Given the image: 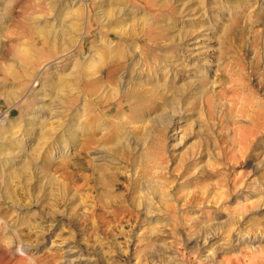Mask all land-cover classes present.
Wrapping results in <instances>:
<instances>
[{
    "label": "rangeland",
    "instance_id": "374dc122",
    "mask_svg": "<svg viewBox=\"0 0 264 264\" xmlns=\"http://www.w3.org/2000/svg\"><path fill=\"white\" fill-rule=\"evenodd\" d=\"M101 1L0 0V119L9 113L7 123L0 125V210L13 215L6 219L7 225H2L4 234L12 236V240L9 242L5 236L0 244L3 248L27 246L30 256L36 255L35 264H264V241L259 243L264 201L258 202L264 198V0H219V4L218 0H185L190 12L179 15L178 26L163 30L159 37L160 41L164 36L174 43L178 29L197 30L194 35L201 42L195 45L199 49L193 52L194 59L181 58L182 52L171 48L165 38L161 45L169 47L154 49L149 40L152 31L140 33L138 26L128 31L131 21L144 13L155 21L169 16L170 6L174 10L180 8L178 0H167L168 6L161 11H156V3L149 5L147 0H108L124 3L131 12L122 18L113 17L112 24L104 21V12H111L113 4ZM100 10L104 12L101 14ZM54 18L69 30V37L74 33L75 41L69 45L67 40L62 47L58 43L56 50H48L47 55L40 36L29 29L40 30V25L49 29ZM123 19H127V27L122 29L119 25ZM120 29L132 33L127 43L124 35L118 34ZM101 38L136 50L130 53L137 58V72L144 54L158 53L162 61L157 80L149 83L158 86V100L146 109L143 122L122 127L132 163L123 168L117 154L104 148V155L88 151L90 162L81 170H62L57 166L58 154L52 151L49 156L53 160L44 162L40 154L38 164L31 170L30 159L42 152L45 142L56 140L61 133L67 139L63 133L67 127L75 130L77 123L70 127L69 115L75 108L83 107L84 101L78 85L69 86L67 77L73 78L85 66L87 57L96 60L104 56V50L92 48ZM35 48L40 49L39 53ZM183 65L189 67L182 69ZM202 80L207 81L203 87ZM185 82H192L190 92L174 114L164 102L179 98L180 93L166 91L165 85L179 87ZM212 86H216L215 91ZM67 92L73 100V104L68 101L69 109L65 105ZM89 106L114 118L128 112L130 103L124 95H117L104 106L98 107L93 101ZM53 107L62 114L52 118ZM170 118L175 123L167 127ZM77 134L74 139L68 137L71 143L62 150L64 155L74 152L81 139ZM247 138L248 151L241 155L239 149L246 145ZM100 148L97 146L96 150ZM98 166L113 173L114 186L109 182V190L122 195L130 215H122L118 222L103 221L99 220L103 211L96 208L90 219L80 221L73 212L84 213L96 196L92 192L87 198L84 191L62 192V204L54 216L48 211L40 212L37 201L46 198L53 202L62 186L58 184L71 180L70 171L75 170L80 178L89 177V187L94 177L102 174L95 171ZM19 175L21 181L16 179ZM81 185L79 179L76 186ZM232 186H236L234 190ZM25 190L29 195L18 205L14 198ZM10 192L13 201L6 197ZM190 196L203 199L189 203ZM132 198L138 204H131ZM256 202L255 208L244 211ZM172 212L182 215L177 223L170 218ZM31 215L36 233H15V227ZM106 225L113 228L107 234L102 233Z\"/></svg>",
    "mask_w": 264,
    "mask_h": 264
},
{
    "label": "bare ground",
    "instance_id": "6f19581e",
    "mask_svg": "<svg viewBox=\"0 0 264 264\" xmlns=\"http://www.w3.org/2000/svg\"><path fill=\"white\" fill-rule=\"evenodd\" d=\"M112 1L115 2L114 0H112ZM197 1L198 0H196V2ZM81 2L83 3V0H81ZM101 2L108 3L109 5L113 4L111 12H104V11L100 10L101 14L103 12L106 13L107 19L104 21H107V24L113 23V21H112L113 17L122 18V16L131 15V12L128 9H126L127 6L124 7V5H123L124 3H120V1L116 2V3H113V2L109 3L108 0H102ZM146 2L147 3L149 2V5H151V4L154 5L156 3L157 4V10L156 11L164 10L163 7L168 6L167 0H163V1L161 0L160 3H158L157 0H147ZM97 3H98V1H97ZM219 3H220V1L218 0V4ZM176 4H178V7H180L179 9L174 10V8L169 5L170 6L169 12H168L169 16L159 17V19L157 21L152 20L151 16L149 17V15L147 13L140 15V17H138V18L135 17V19L133 21H131V23L129 25V26H131L130 27L131 31L130 30H128V31L132 32L133 26H138L141 29L140 33H143L144 31H148V30L152 31L153 37H151L149 39L152 42V47H154V49L156 48L158 50H159V48H158L159 46H161L160 49H163V50L167 49L169 47L168 44L161 45L162 43H164L163 41H164L165 37L163 36V40L160 41V37H159L160 33L163 30L176 28L178 26L177 20H176L177 17L179 15H184V14L186 15L190 12L188 10L190 8V6L188 5V7H186L187 2H185V0H178L176 2ZM105 5H107V4H105ZM120 5H121V7H120ZM114 6H117L119 8L116 9V8H114ZM158 6L160 9H158ZM148 11L151 12L150 10H148ZM162 12H164V11H162ZM106 16H104V17H106ZM101 18H103V17H101ZM125 20H127V19H123L120 22L119 26L122 29L125 26L127 27ZM239 20H240V18H239ZM53 22L54 23H51L49 29H47V28H45V26H41V25L39 27L40 30L36 29L37 30L36 31L33 28L29 29L30 33H32V34L37 33V35L40 36V39L42 42L41 44L47 50V55H50L48 50H50V52H54L56 50V44L58 45V43H59L60 46L61 45L63 46V44L68 40L69 45H71L75 41L74 40V36H75L74 33H72L73 34V36L71 35L72 37H69V35H70L68 32L69 30L65 27L64 24H60L57 21V18H54ZM235 23H238V21L236 20ZM186 25H188V24H186ZM87 29H88V23H86L85 31ZM122 29L119 30L118 34L124 35V37H123L124 41H125V43H127L128 37L132 33H124L125 29L124 30H122ZM199 30H200V28H199ZM196 31L197 30H193L192 28L190 30L178 29V34H177L178 38L177 37L175 38L176 40H174L175 41L174 43L171 41V39H168V38H165V39H168V41L171 45V48H178L177 50H179V52H182L181 58H182V56H186V57H189L190 59H194L195 54H193V52L199 49L198 47L196 48L195 45L198 42H201L200 37L199 36L197 37L196 35H194L196 33ZM198 33H199V31H198ZM66 36L69 38H65ZM107 36L110 38L109 34ZM198 39H199V41H198ZM112 42H113V40H111V39L106 40V39L101 38L96 45L93 44V46H92L93 49L104 50V53H103L104 56L102 58H97L96 60H92L93 59L92 56L87 57V61L85 60L86 63L84 64L85 66H82V68H80V70L76 73V75L73 76V78L70 75H69V77H67V84L69 86H71V83L78 85V93L81 95V99H83V101H84L83 107L75 108L73 110V112L69 115L70 127L73 124L77 123L76 128H75V130H71L69 127H67V129H64L63 133L67 137V139L63 138L62 133H61V135H59V137H57L56 140L53 139L50 142L49 141L45 142V144L42 147V152L38 153L39 157H38V155H37V157H31L30 165H29L31 170H34V168L36 166V162L38 164L40 154H41V157L43 158L44 162H50L51 160H53L49 156L50 152H52V151L55 154H58L57 159L60 160V162H58L57 166L60 167L62 170L63 169L68 170V168H71V167H78L79 170H81L84 165H87L90 162L87 159L88 151L94 150V152H96L97 156H98V153L99 154L104 153L103 152L104 148H106L109 152H111L113 154H117L120 161L124 164V166L122 165L123 168L130 166V164L132 163L131 155H130V152H129L128 147H127L128 141L126 142L125 131L122 129V127L127 126V125H129V123H132V122H143L144 121L143 116H144L146 109L151 107L156 102L157 94H158V86L155 84H149V83L152 81L155 82L157 80L159 68L161 67L160 62H162V61H161L160 54H158V53H155L154 55L144 54V56H143L144 59L141 62L140 69L138 70V72L141 71L142 73L139 74L137 72V70L135 71V69H134L136 64H137V60H136L137 58L135 59L134 54H132L136 50L131 49L130 45H129L130 46L129 47L127 44H123V43H119V42H117L114 45ZM34 50L38 51V53H39L40 49L35 48ZM130 52H132V53H130ZM178 56L179 55H176V57H178ZM166 58H168V57H166ZM178 58H180V57H178ZM180 60H182V59H180ZM168 61H170V60H168ZM171 62H172V60H171ZM175 64H176V62H175ZM184 66H186V65H183L182 69L185 68ZM187 67H189V66H186V69H187ZM169 70H170V68H169ZM165 72H163V73H165ZM220 72L223 73V71H220ZM143 73H144V76H142ZM73 79L75 81H73ZM215 79H217V78H215ZM188 81H191V80L188 79ZM191 83L185 82L184 84H181V86H179V87H175L174 84H172V83L170 85H168V84L165 85L166 91L172 92L173 90H177V92L180 93L179 98L177 97L176 99H173L175 101L166 99L167 101L164 102V104H166V105L169 104L168 106L170 107V111L172 109L174 114H176V112H178L179 105L186 101L187 95L190 92L188 88L191 86ZM206 83H207V81L202 80V87L205 86ZM212 87H214V86H212ZM215 87L212 88L213 91H215ZM198 89H200V88H198ZM68 92L65 93L66 98H67V96L69 97L67 99V102L65 105L69 109L70 107L67 105L69 103L68 101L69 100L71 101L69 104H73V100H71V97H70L71 95H69ZM117 95H124L128 99L130 106H129L128 112L123 113V114L119 113V114L115 115L114 118L105 116V114L100 113L101 111L98 112V110L89 106L90 102H92V101L94 103H96V106H98V107L104 106V103H107L109 99H112V98L116 97ZM173 97H174V94H173ZM57 99H59V97ZM61 103H65V101H63ZM38 109L41 110V107H39ZM53 109H54V111L51 113V114H53L52 118L58 116L59 114H62V111L59 112L58 110H56V107H53ZM40 110H39V112H40ZM106 111H108V109ZM4 117H5V119H4ZM4 117H2V119H0V125L2 124L3 121L5 122V120L8 119L9 113H6V115ZM259 119L262 120L261 118H259ZM168 120L169 121L167 122V124H168L167 127H170L175 123V119H173V118H170ZM5 123H7V121ZM259 127L262 128L263 124L259 125ZM77 132H79L80 136H81V139L78 142L77 147L75 149H73L74 152L71 155H67V154L64 155V153H62V150L69 147V145H67L68 142L70 141L68 139V137H71L72 139H74L76 137V135H78ZM141 141H143L142 138H141ZM69 143H71V142H69ZM244 143L246 145L242 146V149H239L241 155L246 154V152L248 151L247 146H248V144H250V139L249 138L245 139ZM97 146H102L103 149L100 148L101 150L100 149L96 150ZM96 161H98V160H96ZM105 163H108V162L106 161ZM97 168L95 167V171L97 170L99 172H102V174L100 173V175L94 177L93 185H91L89 187H87V185H89V183H88L89 177L82 175V177L80 178V177H77L76 174L74 173L75 170H74V172L70 171L71 180L69 181V183H66V184H64V183L58 184V185H62V186L58 187L59 194L57 193L55 196H53L55 198L53 202H48L46 200V198H42L41 201L40 200L37 201L39 203V205H41V208L38 207L40 209V212L44 213L45 211H48L50 213V215L54 216L58 213L57 212L58 208L61 207L62 203H61V197L59 198V195H62V192L68 193V192H72V191H76V192L84 191L87 193V198L90 197L89 194H91L92 192L96 193V196H95V199L93 200V203L89 204L87 206L86 211L84 213L79 215V213H77L76 211L73 212L75 217L79 218L80 221L90 219V217H92L94 215L93 210L96 208L103 211V213L99 217V220L101 219L103 221L110 219L112 221L118 222L119 219H121L122 215H124V216L130 215L129 210H127V208L124 206V201L120 197L122 195L115 194L114 191H112V189L109 190V188L111 187L108 185L109 182L114 183V180H115L113 173H110L111 171L108 172V170H106V168L101 167V166H98ZM76 170H78V169H76ZM115 171H116V169H115ZM21 173H25V172L21 171ZM116 175H118V174H116ZM16 179L17 180L20 179V175ZM51 179H52V183H53L55 180L53 178H51ZM79 179H80V181H82V185L80 187H77L76 182L78 183ZM19 181H21V179ZM112 183H111V185L114 186V184H112ZM54 184H55V182H54ZM26 185H28V184H26ZM34 187L38 188V189L40 188V186H34ZM235 187L232 186L231 189L234 190ZM42 188H40V189H42ZM27 192L28 191H26V190H25V192H17V195L15 196L16 198H14V202H16L18 205H20V203L22 204L23 201H25L26 196L29 195V193L27 194ZM151 192L149 194H151ZM11 195H12V192H10L8 195H6V197L11 199V201H13ZM218 195H217L218 198L223 199L222 195H219V196ZM73 196H74V194H73ZM199 199H203V197L202 196H199V197L198 196H190L189 197V203L199 202ZM211 199L213 200V197ZM88 201H90V200H88ZM135 201H136V199L132 198L131 204H134V203L136 204L137 202H135ZM138 201H140V200L138 199ZM161 201L164 202V199L161 198ZM259 201H264V198L262 197V199L258 200V202ZM91 202H92V199H91ZM84 203H85V201H84ZM143 203H144V200H143ZM145 204H147V203H145ZM145 204H143V205H145ZM256 205H257V202L252 204V205L249 204L247 207H245L243 209H244V211H246V210H249L250 208H255ZM26 206L27 205H25L24 207H26ZM150 206H151V204H150ZM18 209H20V208L18 207ZM33 214H35V213H33ZM0 215H1L0 241H2V238H4L5 236L6 237L8 236V235L4 234L5 231L3 232V228H2L3 226L2 225L6 224V219L9 220L8 218L12 214L6 210H5V212L3 210H0ZM42 216H43V214H42ZM33 217L34 216L31 215L29 220H23L20 225L18 224V227L17 228L15 227V233H17L18 235L23 234L25 236H30L32 234H35L36 233L34 231L35 227L33 226V223L31 221L33 219ZM170 218L173 222L177 223L182 218V215H181V213L178 214L176 212H172L170 214ZM91 223H93V222H91ZM108 224H110V222ZM110 225L109 226L106 225L107 227H106V229L102 230V233L107 234L110 232V230L112 231L113 228ZM5 229H7V228H5ZM41 230H42V232H44L43 229H41ZM66 232L69 233L68 230ZM91 232H95V231L93 229H91ZM72 233H74V232H72ZM259 234L261 235L260 236L261 241L259 240V243H260V242L264 241V224L261 227H259ZM39 236H38V238H39ZM7 238H8V241L11 242L10 239L12 238V236H11V238L9 236ZM5 240H6V238H5ZM15 240H17V239H15ZM251 241H253V240H251ZM29 243H30V241H29ZM7 246L8 247L3 248L2 244H0V256H1L0 264H35L34 261L36 259L35 258L36 255L34 258L31 257L30 256L31 253L29 254L30 249L29 250L26 249L27 246L22 247L20 244H18L16 246L10 245V247H9V245H7ZM31 247H33V246H31ZM53 253H51V254H53ZM260 253L261 252H258L257 255H260ZM47 260H49V259H47Z\"/></svg>",
    "mask_w": 264,
    "mask_h": 264
}]
</instances>
